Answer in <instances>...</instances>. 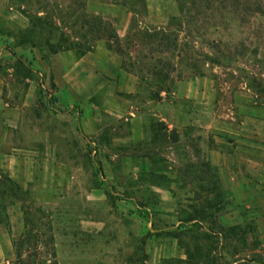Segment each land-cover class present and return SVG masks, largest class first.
Here are the masks:
<instances>
[{"label":"rangeland","instance_id":"374dc122","mask_svg":"<svg viewBox=\"0 0 264 264\" xmlns=\"http://www.w3.org/2000/svg\"><path fill=\"white\" fill-rule=\"evenodd\" d=\"M173 2L156 28L143 0H0V230L24 219L11 264L109 249L122 223L140 261L148 222L185 256L162 264H264V137L232 133H264V0ZM114 5L132 13L121 37ZM175 90L181 132L152 120Z\"/></svg>","mask_w":264,"mask_h":264},{"label":"crops","instance_id":"0c3cea01","mask_svg":"<svg viewBox=\"0 0 264 264\" xmlns=\"http://www.w3.org/2000/svg\"><path fill=\"white\" fill-rule=\"evenodd\" d=\"M173 1L174 0H143L145 13L148 18L146 19V22H148L147 25L156 28L164 26L165 20L176 12V5ZM113 7L115 8L114 11L118 13L114 20V26L117 29H120L118 30V35L121 37L120 31L124 29L125 33L126 29L131 26L132 13L131 10L125 6L114 5ZM168 95L167 102L165 99L161 100L160 109L162 112L160 115H153V122L165 125L167 131L175 130L177 132H181L185 126H194V120H190V114L180 107L176 110V106H173L172 104L174 100L184 102L185 99L181 92L175 90ZM173 113L183 115L185 120L179 122L172 119L171 115ZM239 129V132L232 131V133L236 136L248 139L256 134L259 137H264L263 132L256 133L249 131L246 119L242 121ZM243 152L250 151L248 148H245L243 149ZM208 154H216L218 159L221 158L225 161L224 157L219 152H216V150H211ZM224 161L222 164L225 163ZM156 166L157 164H151L149 168L150 170L155 171L157 169ZM0 169L4 172H9L11 167L0 162ZM21 170L27 172L28 169L23 168ZM17 182L21 185L24 182H28V179L23 180L20 176ZM8 218V230H0V264H11L13 262L15 258L14 241L19 239L24 232V219L21 213H10ZM193 222L194 220L190 221V223ZM146 226L147 227L143 230L150 235L148 237L145 235L143 246L141 251H139V256L141 257L140 261H138V257H136L134 241L138 236H143V234L140 231L136 233L133 232L132 229H128L125 227V224L122 223L120 234L116 237L112 247L109 249L102 246L105 244L103 237L98 239L95 246L93 243H87L79 249L72 248L67 242L63 244L64 246L58 244L59 248L57 244H54L56 248V262L57 264H162L163 262L168 261L171 257H179L180 260L185 259L184 254L175 245L170 246L168 238H156L157 236H155V234L158 232H165L166 229L159 231L153 230L150 222H148ZM84 230L89 232L86 229ZM99 235L101 236L102 234Z\"/></svg>","mask_w":264,"mask_h":264},{"label":"trees","instance_id":"16d2710c","mask_svg":"<svg viewBox=\"0 0 264 264\" xmlns=\"http://www.w3.org/2000/svg\"><path fill=\"white\" fill-rule=\"evenodd\" d=\"M99 24L101 26L103 23H99ZM112 38H114L115 40H118V38L116 36L115 37H112ZM106 47H107L108 50L113 51L112 45L109 44V42H107V41H106ZM118 51H119V49H118ZM117 53H120V52H117Z\"/></svg>","mask_w":264,"mask_h":264}]
</instances>
